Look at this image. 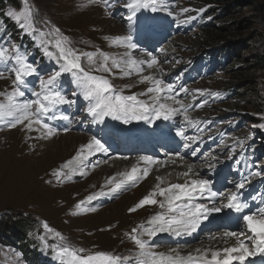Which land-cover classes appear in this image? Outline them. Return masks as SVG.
<instances>
[{
	"label": "rangeland",
	"instance_id": "obj_1",
	"mask_svg": "<svg viewBox=\"0 0 264 264\" xmlns=\"http://www.w3.org/2000/svg\"><path fill=\"white\" fill-rule=\"evenodd\" d=\"M15 3L18 6L8 4L10 6L7 8L21 10L23 0H17ZM163 3L167 8V14L168 11L176 14L181 8L208 7L201 18V26H192L188 30L173 29L166 34L160 44L153 46L152 52H156L157 56L167 61L165 64H168V70L162 74L167 82L171 75L170 82L176 86L177 91L181 85L191 90L183 94L189 100H196L191 103L188 101L193 106L188 109L187 114L199 121L200 134L203 138L206 137L204 140H212L216 155L218 153L229 162L226 176L237 182L240 180L238 171L241 169L240 164L237 163L238 155L253 153L252 146L256 148L263 146L257 141L258 137L264 141V129L258 127L259 124L264 123L262 119L264 117V69L258 66V60L264 55V19L261 15L255 14L248 4L243 5L239 0H163ZM29 4L38 12L37 16L41 22L48 21L51 25L59 27L61 32L72 40L73 46L81 52L99 50L117 60L126 58L124 45L115 44L111 39L106 40L104 37L114 38L128 34V21L123 18L124 15H130L128 9L121 8L117 4L113 11L110 9L111 13H109L105 6L90 4L89 0H29ZM194 13L191 12V15ZM187 15L190 13L184 15V18H187ZM110 19H114L115 24L121 25V28H116L109 35L100 24ZM166 27L169 26L166 25ZM135 33L134 31L133 34ZM149 34L146 30L140 33V36L145 37ZM177 39L181 43L173 51L168 49V45L175 43ZM162 46L168 53L162 49ZM210 49L223 52H227V49L230 58L223 62L218 72L206 78H201L197 82L185 80L184 74L187 72L191 59ZM24 51L28 53V50ZM108 63L111 65V59ZM50 67L53 69L58 66ZM45 69L50 70V68ZM103 74L110 79L115 88L122 90L123 93L137 94L139 99L148 100L147 96L139 95L145 92L148 86L145 85L142 88L141 83L133 81L131 79L135 77L133 74L125 77L119 69ZM36 83L37 81L33 80V84ZM10 88L11 78L0 79V92L9 91ZM62 88L69 96L76 90L68 80L62 84ZM198 89L211 91L231 89L233 94L229 98L223 97L216 102L200 103L197 100L199 92L196 94L193 91ZM26 96L29 99L33 98L30 93ZM72 98L78 99V103L65 111L70 119H74V123L82 122L83 127L75 125V129H70L68 132H79L88 137L89 134L83 131L89 130L87 122L91 120L87 113L81 110L86 104L79 101V98ZM3 99L0 96V100ZM218 117L222 119V123L211 124ZM204 120L207 121L204 122ZM47 122L60 130L59 135L54 137L56 142L62 133H68L63 132L66 126L59 125L57 121ZM203 122L205 126H202ZM229 124L232 128L227 127ZM235 124H240L237 130L233 128ZM221 129H226L227 133H223ZM219 136L222 137L217 140ZM37 140V137L29 136L22 126L9 129L0 123V264H52L45 259L32 257V239H35L37 235L54 238L50 242L52 245L64 243L75 248H84L86 253L104 251L121 258L137 257L139 249L126 233H130L139 225L146 224L152 215L161 210L158 205H152L135 213L128 211L152 189H146L149 188L148 179H141L137 187H128L116 192L107 202L100 204L94 203L93 200L82 204L81 208L96 209L95 212H82L75 207L76 204L94 193L109 192V186H106L105 182L102 183L93 178L100 165L86 169L85 175L76 173L71 179L63 176L58 179L53 173L62 170L61 165L76 154L81 144L64 146L54 142L55 145L54 143L52 145L54 147L58 145L56 147L58 149L52 147L49 150H43L35 157L31 153L34 147L33 142ZM237 140L243 141V146L238 144ZM196 145H199L201 149L200 143L193 144V148ZM232 149L235 151L229 159L226 153ZM216 162L218 164L219 159ZM263 164L264 155L258 161L256 159L257 170H264ZM247 169L246 176L253 172L255 167H247ZM211 175L214 174H208L207 178ZM249 179L251 182L245 187L248 188L249 195L256 198L264 197V176L249 177ZM44 221L52 229L60 232L65 238L64 241L46 233L42 227ZM240 222L244 223L243 220ZM162 240L160 243H150L152 246H158L157 249H152L153 251L167 254L166 248L175 245L177 241L170 237ZM56 264H60V261L58 260Z\"/></svg>",
	"mask_w": 264,
	"mask_h": 264
},
{
	"label": "snow or ice",
	"instance_id": "obj_2",
	"mask_svg": "<svg viewBox=\"0 0 264 264\" xmlns=\"http://www.w3.org/2000/svg\"><path fill=\"white\" fill-rule=\"evenodd\" d=\"M89 3L109 6V0H89ZM123 7L131 13L128 16L129 30L132 29L135 23L134 18L141 10H151L153 13L162 9L167 10L163 0H125ZM204 11L203 8L180 9L181 14ZM168 14L173 15V12L168 11ZM5 15L13 19L26 34L32 36L43 55L49 61L54 62L55 66H58L51 71L41 69L39 65L30 62V54L22 51L19 44L11 43L8 46L0 44V79L11 78L10 90L0 92V96L4 98L0 100V123L9 129L22 126L29 132H41L40 139H53L59 135L60 130L47 121H68L71 124L72 121L67 115L59 113L62 106L71 108L78 103V99L72 97L82 98L86 102V106L81 110L92 118V123L96 124H103L106 117L129 124L133 120L151 123L153 120L162 118L167 121L174 116L182 115L188 126H198L199 121L192 119L187 114L188 109L193 105L177 99L175 94L177 89L174 84L166 83L157 75L144 74V65L147 69L162 73L164 71L161 66L162 62L151 52L145 54V59L133 56L132 50H136L138 45L133 42L131 34L114 38L104 37L106 40L111 39L115 44L125 46L124 56L126 58L117 60L99 50L81 52L73 46L72 40L64 35L59 27L51 25L48 21L44 22L48 30L42 31L35 21L34 11L29 0H23V7L19 11L8 8ZM196 18L195 15H187L186 19H180L178 23L185 24ZM4 31L2 22H0V34ZM110 59L111 65L108 63ZM164 62L167 63V61ZM175 63H179V61H175ZM113 69H119L125 77L131 76L133 73L138 74L139 83L150 85L145 92L139 93L140 96H147L148 100L139 99L137 94L124 95L122 90L115 88L108 77L94 74L112 73ZM65 74L71 77V83L75 85L76 90L71 92V96L62 88L61 81ZM33 80L37 81L35 85ZM190 91L182 85L179 88V92L185 94ZM196 91L203 95L205 90L198 89ZM27 93H30L34 99L26 98ZM209 94L219 95L215 92ZM167 101H171V103H167ZM198 106L202 107L203 105ZM258 127L264 129V123L259 124ZM63 131L66 133L70 131V128L66 126ZM177 135L185 139V148H191L199 139V137L186 136L183 130L178 131ZM237 143L243 146V141L237 140ZM197 151L198 149H193L192 154L195 155ZM234 151L235 149H232L227 152V158L231 159ZM97 153L106 154L108 148L101 140L93 136L78 148L70 160L61 165V171H56L53 175L58 179L62 176L71 179L76 173L85 175L84 170L88 166L86 162L89 157L95 156ZM120 159H127V157ZM178 159L183 161L182 156H179ZM218 159L217 156L209 154L208 160ZM99 163L101 162L93 163L92 167L98 166ZM102 163L107 164L108 160H104ZM176 163L177 160L171 157L166 161H159L151 156H140L130 169L120 171L116 176H109L105 184L109 186L111 193L123 191L128 187L136 186L141 179H147L153 166ZM206 164L209 168L214 167V164L208 161ZM185 167L186 170L178 173L176 177L177 180L183 182H169L168 177L172 175L171 173L165 176L158 175L156 176L158 182L154 187L128 209L130 213L152 205H158L160 209H163L146 221L147 227L142 224L138 228H133L130 233H126L139 249L135 264H234V262L245 264L249 256L256 253L264 255V208H259L258 214H243L242 219L246 230L224 232L219 238L226 245L223 248H197L194 253L190 252L187 255H181L180 251L175 248L170 249L167 254L152 250L150 241L158 233L191 236L198 231L204 221L209 220L214 213L222 212L223 209L243 213L244 209L249 208V205L246 202H241L239 191L251 182L249 177L264 176V170L250 172L235 185L236 191L218 194L213 191L212 182L209 179L201 178L192 164H186ZM64 169L67 171H63ZM103 195H106L103 191L89 195L86 200L76 204L75 207L82 212H95L94 207L81 208V205L90 203L98 196ZM157 197H162V199L158 200ZM205 199L210 200L211 203L197 202ZM253 199L255 200L256 197ZM218 200L220 202H217ZM42 227L46 233L64 241L65 238L61 233L52 229L46 221L42 223ZM142 236H147L148 239H141ZM38 238L45 241L43 235ZM233 238L235 243L229 245L228 241ZM210 239L217 238L210 237ZM51 247L60 264H119L122 259L120 256H114L104 251L86 253L84 248H75L64 243ZM123 259L128 260L129 258L124 257Z\"/></svg>",
	"mask_w": 264,
	"mask_h": 264
},
{
	"label": "bare ground",
	"instance_id": "obj_3",
	"mask_svg": "<svg viewBox=\"0 0 264 264\" xmlns=\"http://www.w3.org/2000/svg\"><path fill=\"white\" fill-rule=\"evenodd\" d=\"M104 23H103L104 25L100 24V26L103 28V30L107 31L109 35L112 34L114 32L113 30H115L116 28H121V25L115 24L114 19H110L109 21H105ZM175 43L168 45V49L173 51L174 48H176L177 45L181 43V41L177 39ZM176 51H178V49ZM147 52L149 51L143 48H140V46L136 50H132L133 56H135L138 59H145L146 58L145 54ZM151 53L157 56L156 52H151ZM157 58L162 62L161 66L164 71L162 73H156L154 70L147 69L146 65H144L143 66L145 68L144 74L145 75H148V74L157 75L158 78L163 79L166 83H170L166 81L165 76H162V74L168 70V67H169L168 64H165L164 59H161L159 56H157ZM133 75L135 77H132L131 79L139 83V75L136 73H133ZM145 85L146 84H142V88H144ZM147 86H150V85H147ZM161 95L163 96L165 94H161ZM179 99L187 103L185 98H179ZM162 102H165V101H162ZM167 103H171V101H167ZM172 106L179 107L178 105H172ZM59 114L65 115L62 109L60 110ZM191 118L193 119V117ZM60 122H64V121H60ZM152 125H156L159 128V134L158 136L146 138V141L152 145H155V149L152 150V148L149 146L151 150L144 149L143 152H134L128 155L125 154V151H118L117 155H113L111 154V150H112L111 145L109 142H107L105 144V147L108 148V153L106 154L97 153L95 156L89 157V160L86 162L88 166L85 168V170L94 168L92 167V164L97 161L102 162L104 160H108L107 164L99 163L98 165L100 166L95 172V175H93V178H96L98 181L100 180L102 183H104L109 176L115 173H118L120 171L130 169L131 165L136 163V161L138 160V157L140 156H151L154 159L159 160V161H166L169 159V157H171L172 159L177 160L176 164L153 166L152 172L150 176L147 178L148 179L147 185L149 186V188H146L147 190L150 188H153L154 185L158 182L156 180V176L158 175L165 176L171 173L172 175L168 177L169 182H183L182 180L176 179L177 174L186 170V167H185L186 164H192L195 167V170L200 174L201 178L209 179L212 182L213 191L218 192V194L224 193L227 190L236 191V189H230L232 182L230 181L227 182L225 180L223 181L220 178L219 169L222 167L220 166L222 161L220 160L218 155H216V153L214 152L213 150L214 147L209 148L211 146L210 143L204 146L202 145L203 143L201 144L197 140L196 143H200L201 149H199V145H196L194 148H193V145L191 148L184 147V144L186 143L185 139L177 135L178 131L183 130L182 129L183 125H185V127H188L182 115L174 116L167 121L163 120L162 118L160 120H153ZM189 132L190 130L184 131L186 136H188ZM135 133L136 131L134 127L133 128H121L119 130V137L121 139V142L123 143L127 138L133 136ZM27 134L29 136H34L38 138L37 141L33 142L34 147L32 149L33 152L31 153V155L35 157H37L41 151L49 150L52 147H54L52 145L54 142L57 144H64V146L66 144H69V146H74L79 143L81 145L84 144L86 141H88V137L89 139L92 138V136L90 135L86 137L85 135L79 132L77 133L68 132L67 134L62 133V135H60L58 141L56 142L55 141L56 137L52 140L40 139L39 137L41 136V132H38V131H31V132L27 131ZM56 147H58V145L54 147L55 149H58ZM135 147L138 149L141 148V146H135ZM203 147H206V148L204 149ZM193 149H198L195 155L192 154ZM209 154L213 156H217L219 158V163L216 164L217 163L216 160L214 161L208 160ZM110 155H113V156H110ZM179 156L183 157V161H180L178 159ZM122 157H127V159H120ZM206 161L214 164V167L212 168L207 167ZM208 174H214V175H211L207 178ZM240 200L242 203H244L242 198H240ZM197 202H206L209 204L211 203V201L207 199L203 201L198 200ZM217 202H220V201L218 200ZM247 204L249 205V208L244 209L243 213H237L234 210H229V209H223L222 212L220 213H214L212 217L209 220L204 221L201 227L198 229V231L192 234L191 236L189 235L176 236L173 234L175 237H177L179 242L176 243V245L168 246L166 250L169 252L170 249L175 248L180 251L181 255H187L190 252L194 253V250L197 248H208V247L223 248L226 245L224 244L223 240L219 238L222 236L224 232L226 231L240 232L242 230H246L245 224L244 223L238 224L237 222L233 220V217L242 218L243 214H252L253 212H255L257 208H260L256 203H247ZM160 211H163V209H161ZM143 225L145 227L148 226L147 223ZM143 237H144L143 239H148L147 236L146 237L143 236ZM210 237H216L217 239H210ZM155 239L156 237H154L150 241V243H152ZM196 240L197 242H195ZM233 243H235L234 238L228 241L229 245ZM249 246L251 247V244H249ZM253 251L255 252V249H253ZM234 264H238V262H234ZM245 264H264V255L256 253L252 256H249L246 259Z\"/></svg>",
	"mask_w": 264,
	"mask_h": 264
},
{
	"label": "trees",
	"instance_id": "obj_4",
	"mask_svg": "<svg viewBox=\"0 0 264 264\" xmlns=\"http://www.w3.org/2000/svg\"><path fill=\"white\" fill-rule=\"evenodd\" d=\"M17 0H0V9L4 8L6 5L10 4V5H17V3H15ZM243 5L246 3L248 4L253 12L257 15H261L264 19V0H249V1H246V0H239ZM256 16V15H255ZM231 50V49H230ZM227 52H225V55L227 58H230L229 57V54H228V50L226 49ZM258 66L260 68H263L264 69V55H262V57L258 60Z\"/></svg>",
	"mask_w": 264,
	"mask_h": 264
}]
</instances>
